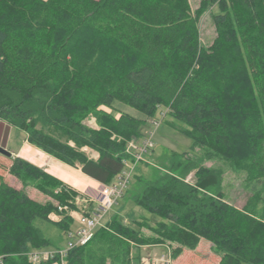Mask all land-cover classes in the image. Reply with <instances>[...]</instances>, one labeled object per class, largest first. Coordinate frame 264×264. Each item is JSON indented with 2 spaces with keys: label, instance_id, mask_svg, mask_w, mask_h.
Returning <instances> with one entry per match:
<instances>
[{
  "label": "trees",
  "instance_id": "obj_1",
  "mask_svg": "<svg viewBox=\"0 0 264 264\" xmlns=\"http://www.w3.org/2000/svg\"><path fill=\"white\" fill-rule=\"evenodd\" d=\"M202 2L193 12L189 0H0V122L110 184L129 141L164 106L172 126L193 139L192 150L264 181V0ZM212 6L218 35L205 46L199 20ZM90 114L98 128L86 123ZM9 172L34 181L47 199L0 177V257L34 264L28 252L55 245L38 222H50L76 191L20 156ZM190 172L194 182L185 179ZM129 198L162 219L128 223L116 214L69 251L68 264H131L134 248L146 243L169 245L175 259L202 239L220 252L216 264H264V208L253 197L243 209L229 203L222 172L201 159L173 154L154 178L139 176ZM58 215L63 232L73 228L71 215Z\"/></svg>",
  "mask_w": 264,
  "mask_h": 264
},
{
  "label": "rangeland",
  "instance_id": "obj_2",
  "mask_svg": "<svg viewBox=\"0 0 264 264\" xmlns=\"http://www.w3.org/2000/svg\"><path fill=\"white\" fill-rule=\"evenodd\" d=\"M202 1L203 0H189L191 11L197 12L203 4ZM217 12L218 8L216 6H212L201 14L199 20L200 39L202 44L205 46H210L217 38L218 29L214 20V15ZM116 105H118L120 109L128 111L138 117L145 116L144 113L127 104L117 103ZM156 121L158 124L155 123ZM174 121L175 120L170 115L168 108L164 106L158 108L155 116L148 119L143 132L145 135L150 132L154 133V145L147 153L145 161L137 164L124 195L105 215L102 220V226L105 224L107 225L111 218H113L116 214L128 223H133V221L138 219L145 221L148 225H155L157 221H160L162 218L158 214L150 212L132 202L129 198L130 191L132 188H135V184L139 176L145 179L154 178L158 173L163 172L166 169L173 154L184 152L188 153V157L201 159L207 166L219 169L222 172L223 191L225 192L226 200L229 203L233 204L237 208L243 209L248 200L253 197L259 207L261 209L264 208V181H252L248 179L245 171L233 167L223 158H204V150L200 147H196L192 150L191 145L193 143V139L187 134L181 132L179 127H173L172 123ZM86 123L95 128L99 127L96 117L93 114H90L86 118ZM25 136L26 132L18 127L8 125L6 122H0V146L7 148L11 152H16L21 147ZM141 138L142 137L131 139L129 143L133 140H141ZM83 150H85L88 155L92 157L98 155L97 151H94L92 148L84 147ZM23 153L42 165L47 164V166L44 167H49V165L51 167L53 164L52 169L50 168L52 172L59 174L60 176L62 175L63 177L65 176L64 178L66 179H70L68 174L67 176L65 175L66 171L62 168V166L58 164L61 162L55 161L50 157L45 158L44 156H38L34 149L24 150ZM11 164V156H6L0 153V177L15 187L26 190L36 199H47V195L36 187L34 181L24 182L16 175L10 173L9 168ZM193 172H190L185 179L194 182ZM75 173L76 178L81 176L82 181L79 184L78 180L77 183L74 180H71L69 181V184L76 190L77 197H85L87 195L82 192H78V189L80 191L88 185H93L96 182L95 180H92L93 178L91 177L89 180L84 176L82 178L81 172ZM84 182H87L88 185ZM75 187H78V189ZM93 203L94 200L91 204ZM57 210L52 211L49 214L51 220L50 222H38L45 234L52 238L55 245L38 248L36 250L55 249L64 246L67 243L66 232H63L62 229L55 224V221L59 220L58 217H60L58 214L62 212L59 209ZM75 220L73 222L75 223V227L73 228H77L79 225L78 221ZM144 231L147 234H150V230L148 228L145 227ZM133 255L134 258L132 259L133 261L131 264H216L221 257V254L215 244L207 239H202L194 250L187 249L182 255L175 259L172 256V248L167 244L146 243L138 246L137 249L135 247ZM80 257L82 258L83 255H80ZM67 261L68 260L66 258V264H68ZM79 261L81 260L79 259Z\"/></svg>",
  "mask_w": 264,
  "mask_h": 264
},
{
  "label": "built area",
  "instance_id": "obj_3",
  "mask_svg": "<svg viewBox=\"0 0 264 264\" xmlns=\"http://www.w3.org/2000/svg\"><path fill=\"white\" fill-rule=\"evenodd\" d=\"M155 123L158 124L156 121ZM153 132L143 135L141 140H133L127 145L129 156L124 159V167L115 180L103 187V199L93 201L90 197H75L68 204H59L58 209L75 217L79 225L66 232L67 243L55 249H40L28 252L30 261L38 264L43 260L55 259L53 264H66V258L72 249L86 245L94 236L96 229L102 226V220L110 209L124 195L137 164L145 161L146 155L153 147ZM74 204V206H72ZM78 213V216L75 213ZM56 262V263H55ZM0 264L3 258L0 257Z\"/></svg>",
  "mask_w": 264,
  "mask_h": 264
},
{
  "label": "crops",
  "instance_id": "obj_4",
  "mask_svg": "<svg viewBox=\"0 0 264 264\" xmlns=\"http://www.w3.org/2000/svg\"><path fill=\"white\" fill-rule=\"evenodd\" d=\"M27 149H34L35 150V153H37L38 156H44L45 158L50 157V158H52L55 161L61 162V163H58L60 166H62L63 164H65L66 166L65 167H62V168L66 171L65 172V175L67 176V174H68V176L70 177V179H68V178L66 179V178H64L65 176L63 177L62 175L60 176L59 174H56V173L52 172L51 169H52L53 164L51 165V167H50V165H49V167H44V166H47V164L42 165L41 163L36 162L35 160L31 159L29 156L24 155L23 152H24V150H27ZM15 156H20V157H22V158H24V159H26L28 161H31L32 163H34V164L42 167L46 171L52 173L53 175H55V176H57L59 178L62 177L61 179L66 184H68V186L70 188H72V189H74V188L70 186L69 181L74 180L77 183V180H78V183L79 184L82 181L81 176H79V178H76V175H75L76 173L75 172H81L82 178L84 176L85 178H88V180L90 179V177L82 171L81 166H71V165H69L67 163H64V162L56 159L55 157L47 154L46 152L42 151L41 149H39L38 147L34 146L33 144H31L28 141V139H27V134L25 136V139L22 142L21 147L16 152H14V151L12 152L11 162H12V158H14ZM97 156L95 155L93 157H97ZM92 180H95V179H92ZM95 182L96 183L93 184V185L92 184L88 185L87 182H84L88 186L85 187L84 189L80 190V191H79L78 187H75V188L78 189V192H82V193L86 194L87 195L86 197H90V198H92L95 201H100L101 199H103V196H104L103 195V187H104L105 184L102 183V182H99L97 180H95ZM75 215L78 216V213L76 212ZM73 219L75 220V217H73ZM74 224L75 223H73V226L72 227H75Z\"/></svg>",
  "mask_w": 264,
  "mask_h": 264
},
{
  "label": "water",
  "instance_id": "obj_5",
  "mask_svg": "<svg viewBox=\"0 0 264 264\" xmlns=\"http://www.w3.org/2000/svg\"><path fill=\"white\" fill-rule=\"evenodd\" d=\"M0 153L4 154L6 156H12V152L3 146H0ZM65 166H66L65 164L62 165V167H65Z\"/></svg>",
  "mask_w": 264,
  "mask_h": 264
},
{
  "label": "bare ground",
  "instance_id": "obj_6",
  "mask_svg": "<svg viewBox=\"0 0 264 264\" xmlns=\"http://www.w3.org/2000/svg\"><path fill=\"white\" fill-rule=\"evenodd\" d=\"M34 250H36V249H34ZM3 263H4V260H3Z\"/></svg>",
  "mask_w": 264,
  "mask_h": 264
}]
</instances>
